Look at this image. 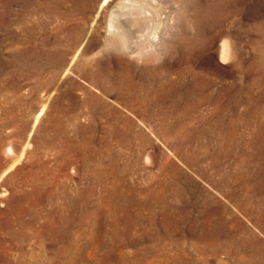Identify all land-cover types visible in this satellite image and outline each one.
Instances as JSON below:
<instances>
[{
	"label": "rangeland",
	"instance_id": "1",
	"mask_svg": "<svg viewBox=\"0 0 264 264\" xmlns=\"http://www.w3.org/2000/svg\"><path fill=\"white\" fill-rule=\"evenodd\" d=\"M105 1L0 0V264H264V0L146 1L135 57Z\"/></svg>",
	"mask_w": 264,
	"mask_h": 264
},
{
	"label": "bare ground",
	"instance_id": "2",
	"mask_svg": "<svg viewBox=\"0 0 264 264\" xmlns=\"http://www.w3.org/2000/svg\"><path fill=\"white\" fill-rule=\"evenodd\" d=\"M106 1H108V0H106ZM146 1H148V3L152 2V0H121L119 2V4H117V6H116L117 8L111 12L109 22L107 24V33H106L107 34V42H106V44H108V45L110 44L119 52L130 54L131 57H135L139 53H141V51H139L141 49H138V47H136V40L134 39L135 36L133 34L130 22L138 20V18H142V20L148 21L149 25L151 24V21H149V19L151 18L150 17L151 14L149 13L150 8L147 5H144V2H146ZM159 12H161V11H159ZM153 26H154V24H153ZM157 26H156V28H157ZM149 28L151 29V27H149ZM147 31H148V29H146V31L144 33H142V35L146 34ZM139 33H140V31H139ZM157 34L158 33L155 30H153L152 34L149 35L147 38V40H148L147 46H144V48H142V49H150L152 47V42L157 41ZM139 38L141 39V41L144 40L143 36H141V35L139 36ZM234 38L235 37H233L231 33H226V36L223 37L221 39V41L219 42L218 47L216 48V52L219 53V56L222 59L221 60L222 62H223V60H224V62H226V61L229 62L230 60H233V59L236 60L237 59L238 60L237 63H239L242 60V57L240 55V48L236 46V42H235ZM147 40H144V42L146 43ZM142 47H143V45H142ZM198 49H199L198 43L194 42L191 39H188V38L182 36L180 41L175 43L172 52H173V54H176V55L180 54L181 58L183 60L187 61V59L192 57V55H194L196 53V51H198ZM120 63H121L122 68L124 69L123 73L126 76L127 72H129V70H130L131 64L127 60H124V59L120 60ZM146 70L147 71L152 70L151 66L148 63L146 64ZM106 74H107V72H106ZM141 75H143V74H141ZM119 80L121 82V88L122 89L135 85V84H133V82H131L132 79L128 80V78H125V77L121 78V76H120ZM39 116H41V115H39ZM39 116L37 117V119L39 118ZM258 209H259V207H258ZM260 210L263 211L262 212L263 214H262V216L260 215L258 218H256L255 224L262 228V233L264 234V207L261 208ZM223 233H224V230L221 229V225L219 223H217L216 225H213V227L211 228V231L203 232V233L199 234V236L202 237L204 241H206V246H204L202 249L204 251H207L210 249L214 251L216 248V245H217V244L215 245L214 240L219 239V237ZM227 235H229V234H227ZM251 236L253 237V239H255V241L258 239L257 234L255 232H252ZM261 248L263 250V256H264V245L261 244ZM263 263H264V260H263ZM220 264H224V262L220 261Z\"/></svg>",
	"mask_w": 264,
	"mask_h": 264
}]
</instances>
